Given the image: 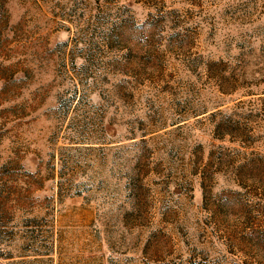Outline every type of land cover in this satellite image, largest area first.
Segmentation results:
<instances>
[{
	"label": "rangeland",
	"instance_id": "obj_1",
	"mask_svg": "<svg viewBox=\"0 0 264 264\" xmlns=\"http://www.w3.org/2000/svg\"><path fill=\"white\" fill-rule=\"evenodd\" d=\"M0 264H264V0H0Z\"/></svg>",
	"mask_w": 264,
	"mask_h": 264
}]
</instances>
